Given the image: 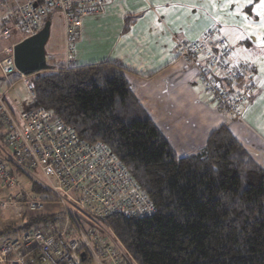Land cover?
<instances>
[{
	"label": "trees",
	"instance_id": "obj_1",
	"mask_svg": "<svg viewBox=\"0 0 264 264\" xmlns=\"http://www.w3.org/2000/svg\"><path fill=\"white\" fill-rule=\"evenodd\" d=\"M125 72L108 62L51 66L28 78L34 98L26 108L49 110L81 140L104 144L148 196L153 215L107 219L123 250L135 264H264V169L225 126L197 153L177 156L132 95ZM4 140L0 135V157ZM8 165L17 183L28 179L31 194L49 198ZM48 219L23 221L17 230Z\"/></svg>",
	"mask_w": 264,
	"mask_h": 264
},
{
	"label": "built area",
	"instance_id": "obj_2",
	"mask_svg": "<svg viewBox=\"0 0 264 264\" xmlns=\"http://www.w3.org/2000/svg\"><path fill=\"white\" fill-rule=\"evenodd\" d=\"M14 1L10 15L14 28L26 39L37 33L48 14L58 11L64 22V63L74 65L73 48L81 34L82 20L103 11L109 0ZM4 28L0 37L9 40ZM175 49L196 70L203 94L229 120H240L244 105L254 93L244 69L230 64L232 50L225 39L206 31L199 40L174 38ZM14 44L0 51V82L11 87L18 76L28 99L33 85L14 66ZM203 57L202 64L198 57ZM8 91L0 93V131L4 145L0 157V223L27 221L41 215L49 219L34 223L22 233L0 244V264H135L123 250L107 219L151 216L155 208L125 166L102 143L81 140L74 130L42 107L18 110L7 102ZM29 179L39 170L49 198L31 194L17 183L16 170ZM55 210L46 212V207Z\"/></svg>",
	"mask_w": 264,
	"mask_h": 264
},
{
	"label": "crops",
	"instance_id": "obj_3",
	"mask_svg": "<svg viewBox=\"0 0 264 264\" xmlns=\"http://www.w3.org/2000/svg\"><path fill=\"white\" fill-rule=\"evenodd\" d=\"M0 4V33L8 28L12 34L9 40L0 37L1 51L15 42V18L10 15L15 2ZM262 11L264 3L252 0H109L100 14L82 20L74 65L108 62L124 68L132 95L177 156L197 153L213 130L225 126L264 169V18L258 17ZM206 31L226 40L232 50L230 64L243 68L245 81L254 84L240 120H229L205 97L195 68L175 49L174 38L188 43ZM62 44L64 49V35ZM198 61L202 64L203 57ZM17 77L11 78V87L4 81L0 85L8 91L9 105L21 110L10 97ZM54 210L52 204L46 207V212ZM20 227L17 222L0 223V244L22 233L25 229L17 230Z\"/></svg>",
	"mask_w": 264,
	"mask_h": 264
},
{
	"label": "rangeland",
	"instance_id": "obj_4",
	"mask_svg": "<svg viewBox=\"0 0 264 264\" xmlns=\"http://www.w3.org/2000/svg\"><path fill=\"white\" fill-rule=\"evenodd\" d=\"M1 6V4H0ZM260 14H258V17L260 19L264 18V11L259 12ZM12 29V28H11ZM50 36L49 39L45 45V56H46V63L51 67H57L55 66V64L57 63V65H63L64 63V49H63V35H64V22H63V16L61 15L60 12L56 11L52 18H51V27H50ZM15 42L19 43L21 42L23 35L21 34V32L19 30H17L15 28ZM12 39V37H11ZM24 40V39H23ZM14 42V43H15ZM13 43V44H14ZM16 43V44H17ZM15 44V45H16ZM34 76V75H33ZM32 77V76H30ZM30 77H26V78H30ZM18 79V77H17ZM19 82H17V84L12 88L13 90L10 92V97H13L17 102H15V104H17V106L21 109L23 107H26L28 104V97H27V93L23 87V84L21 83V80L18 79ZM198 85L200 86V90H202L203 85L197 80ZM5 89V85H0V93L3 92V90ZM203 93V90H202ZM8 99V96H7ZM23 101V102H20ZM32 179L34 181H37L39 183H45L46 179L41 175V173L39 172V170H35L32 173ZM22 184L24 185V187H26L28 189V191L30 192V182L28 181V179H23L21 180ZM44 195V194H43ZM45 196H42V198H44ZM55 207V205H54ZM16 221H11L12 223H15ZM23 225V220H18L17 221V225Z\"/></svg>",
	"mask_w": 264,
	"mask_h": 264
},
{
	"label": "water",
	"instance_id": "obj_5",
	"mask_svg": "<svg viewBox=\"0 0 264 264\" xmlns=\"http://www.w3.org/2000/svg\"><path fill=\"white\" fill-rule=\"evenodd\" d=\"M50 21L34 35L17 43L13 49V60L16 71L30 77L51 69L46 63L45 45L50 36Z\"/></svg>",
	"mask_w": 264,
	"mask_h": 264
},
{
	"label": "snow or ice",
	"instance_id": "obj_6",
	"mask_svg": "<svg viewBox=\"0 0 264 264\" xmlns=\"http://www.w3.org/2000/svg\"><path fill=\"white\" fill-rule=\"evenodd\" d=\"M249 2H251V0H249ZM262 3H264V0H262Z\"/></svg>",
	"mask_w": 264,
	"mask_h": 264
}]
</instances>
